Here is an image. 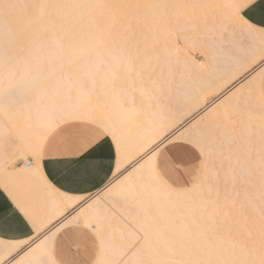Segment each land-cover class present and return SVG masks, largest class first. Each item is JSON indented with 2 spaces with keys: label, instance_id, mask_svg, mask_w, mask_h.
Instances as JSON below:
<instances>
[{
  "label": "snow or ice",
  "instance_id": "snow-or-ice-1",
  "mask_svg": "<svg viewBox=\"0 0 264 264\" xmlns=\"http://www.w3.org/2000/svg\"><path fill=\"white\" fill-rule=\"evenodd\" d=\"M258 6L262 15L256 20L252 14ZM204 8L219 12L221 39L227 35L249 40L246 48L243 41L236 44L244 55L234 58L229 71L244 72L259 57L258 67L238 82L243 84L259 73V114L254 89H250L247 96L241 93L235 112L226 106L214 124L198 126L195 132L185 134L202 112L172 131L163 121L158 142L143 143L142 155L131 165L143 167L142 162L147 161L144 187L149 195L134 219L99 210L81 213L86 200L40 233L44 222L13 182L14 177L26 175L55 193L59 181L46 171L49 167L65 172L61 180L78 184L103 171L98 154L106 148H114L118 156L127 149L119 133L118 114L102 118L92 107L97 89L94 77L89 80L76 71L79 82L75 87L86 102L68 103L71 97L61 89L63 77L52 80L45 75L48 64L55 69L69 58L66 45L59 41L61 33L94 28L96 39L103 41L105 32L111 37L116 31L114 24L104 23L106 17L124 18L128 27L129 17H144L146 24L151 21L170 30L181 23L195 28L197 10ZM135 31L133 28V36ZM214 31L209 32L208 40L216 39ZM257 36L259 45L255 44ZM104 51L120 64L129 59L126 41L121 45L113 39ZM147 54L163 60L159 49ZM41 57H47L48 64L38 62ZM156 85L163 92V84L157 81ZM112 88H116L115 82ZM168 100L171 105L172 97ZM21 154L25 157L23 169L16 163ZM225 164L234 185H242L245 206L254 213H245L246 239H237L230 229L225 237L226 224L222 227L215 217L209 220L198 214V203L206 199L205 189H218L219 170ZM0 171L3 190L16 208L10 219H0V231L15 228L24 233L0 264H264V0H220L207 5L167 0H0ZM138 191L133 182L126 198L135 199ZM60 202L64 208L71 203Z\"/></svg>",
  "mask_w": 264,
  "mask_h": 264
},
{
  "label": "bare ground",
  "instance_id": "bare-ground-1",
  "mask_svg": "<svg viewBox=\"0 0 264 264\" xmlns=\"http://www.w3.org/2000/svg\"><path fill=\"white\" fill-rule=\"evenodd\" d=\"M169 1L171 2V0ZM10 2H30V0H10ZM120 2H147V0H120ZM218 2L220 0L188 1V3L206 5ZM212 10L210 8L197 10L198 18L196 19V24L198 27L196 28L201 29L202 27V32L183 23L171 30L163 26L165 29L161 31L160 25L153 24L151 21H148L146 24L144 17H129L128 22L131 24V27H128L125 24L124 18L117 17L113 20L106 17L104 23L106 25L114 24L116 28L111 37L105 32L103 41H99L96 39L97 34L94 28H85L82 32L69 29L66 33H61L59 37V41L66 45L64 51L69 54L68 60L63 65H57L53 69L48 64L47 57L39 58L38 62L48 64L45 69L46 76L52 80L63 77L61 89L66 97L70 95V100L66 101L68 103L86 102V98L82 97L75 87L79 82L77 76L74 74L76 71L79 72L81 77L88 78L89 80L94 77L97 80V89L91 100L92 107L96 114L102 118H108L112 113L118 114L120 121L119 133L127 145L125 154L123 156L117 155L118 169L116 173L124 169L126 165H129V168L124 169L122 172V178L111 187L97 194L94 199L70 197L59 192L53 193L49 190L44 192L42 190L43 186L40 187L41 185L38 182L26 175L14 177L13 182L18 184V186L22 184L29 189L34 187L32 188L34 189L33 191L37 192L35 194L40 196L46 208L42 213L44 225L47 226L53 219L58 218L62 214L65 215L72 208H79L86 200L88 204L84 206L81 213L91 214L99 210L107 212L110 216L116 213L128 219H134L140 210L136 211L137 213L135 214L132 209H140L141 206L139 204L141 205V199L147 198L149 195L147 189L143 186L144 184H140L144 182L142 181L143 177H145L144 180L146 179L147 161L142 162L143 167L138 165L136 168H133L131 165L142 155L141 146L143 143H146L148 140H153L154 143L158 142L161 123L166 120L170 125L168 131H172L180 124L190 120L197 113L202 112L203 114L193 123L191 128L185 130V134L187 131L195 132L198 126L199 128H204L206 124L210 125V121L211 124H214L223 114L226 106H230V110L235 112L241 93L247 96L250 89H254L255 91V85L259 82L258 72L254 73L253 78L249 77L248 80H244L243 84H239L238 82L243 80L244 76L252 71L256 65H259V57L257 56L254 60H251L244 72L236 73L229 71L234 58L243 56L244 53L242 52L244 50L241 53L239 52L240 50L236 52L237 48L234 43L237 42L232 40L233 38L236 40V37H232L231 39V37L225 35L224 39L220 38V21L218 23L211 21ZM180 19L183 21V16L180 15ZM148 24H151L152 28ZM133 28L136 30L135 36L139 35V39L137 38L136 42L140 44L136 45L137 49L135 48V50L132 49V39L127 38L128 33L132 32ZM144 28L147 31H152L151 35L147 31H143ZM152 29L157 30L153 31ZM192 29L193 31L189 32ZM213 29L215 31L212 34L215 35L216 39L214 41L208 40L207 36ZM125 32L127 35H125ZM177 32H179L187 48L179 46L176 43L174 38ZM147 36L150 38H147ZM113 39L121 43V45L122 42H127L129 59H126L123 64L113 60L104 51L106 46L111 45ZM239 39L241 38L238 37L237 40ZM247 41L249 43L248 38ZM138 45L140 46L139 48ZM227 46L231 49L228 48V50ZM154 48L160 50L163 60H158L155 54H147L151 53ZM232 49L235 51H232ZM113 51L118 52V49L114 48ZM230 51L237 54L234 55ZM195 54L199 55L200 58L196 59L194 57ZM76 66H78V69ZM63 69L67 72H64ZM133 80L135 81V88L132 87ZM157 81L163 84V92L156 85ZM114 82L116 84L115 89L112 88ZM233 85H236V87L233 88ZM229 88H233L232 93L224 96V93ZM169 96L172 97L171 105H169ZM221 97L222 99L218 100ZM256 99L258 100L257 102L255 101L254 106L257 109L261 101L259 97H256ZM214 100H218V103L213 105L207 112H204L205 107ZM256 103H258V106ZM169 107L171 108L170 112L168 111ZM258 109L260 110V107ZM258 109L257 111L259 112ZM140 112H142V117H139L141 115ZM143 113L149 116H143ZM255 123L258 125V122ZM21 143L27 149V143L23 140ZM19 156L25 160L22 154ZM226 165L223 167L224 170L228 167ZM23 168L24 165L20 167V169ZM219 171L222 175V169ZM142 172L144 173L143 177L141 176ZM227 173L231 174L232 172L229 171ZM227 173L224 172L223 176L227 175ZM229 175L227 177H230ZM224 177L226 178V176ZM231 178L233 179V175ZM3 180V172L0 171V181ZM133 182L139 189L138 195L135 199L126 198L127 192L132 187ZM227 183H224L225 185L221 183V185H218V189L213 186L211 191L205 189L204 196L206 199L198 203V214L207 217L209 220L215 217V220L222 227L226 224L227 227L223 232L225 237L228 236V229H230L232 235L237 239H246L247 230L245 224L247 215H253L254 213L245 206L242 185L239 182H236L234 185L230 181L227 186ZM223 185L226 186L225 188L223 187L224 189L227 188L226 190L222 188L223 192L229 189L234 191L222 194L219 190L221 187L219 186ZM237 189L242 191L237 192ZM217 190L221 192V195ZM38 191L40 192L38 193ZM61 200H65V202L71 201L68 208H64V204L60 202ZM117 200L121 203L120 206L116 205L115 201ZM54 207L58 208L57 211L55 209V216L53 213ZM255 215L258 219V214ZM15 245L16 242L0 241V259L6 258L8 250L14 248Z\"/></svg>",
  "mask_w": 264,
  "mask_h": 264
},
{
  "label": "crops",
  "instance_id": "crops-1",
  "mask_svg": "<svg viewBox=\"0 0 264 264\" xmlns=\"http://www.w3.org/2000/svg\"><path fill=\"white\" fill-rule=\"evenodd\" d=\"M252 15H253L254 19L259 20L261 18V15H262L261 8L258 6ZM260 40H259V36H257L255 38V44L256 45L260 44L259 43V42H261ZM241 51L242 50H240L239 52L241 53ZM240 53H239V55H240ZM257 67L258 66L256 65L254 68L256 69ZM258 78H259V75H258ZM256 81L258 82V80H256ZM255 86H260V78H259V82ZM108 143L109 144L112 143L110 137L108 138ZM98 155L100 156V159L98 162L102 164L103 171L100 172L95 178H90V179L83 181L81 183H78V184H71L67 181L61 180L60 177L62 175H64L65 172L49 167V169H47L46 171H48L52 176H55L56 180L59 181L58 190L56 192H59L63 195H67L70 197H85V198L89 199L91 197L97 196V194H99L100 192L106 190V188H109L113 184H115L120 178H122L121 174L124 171V169L129 168V165H126L124 169H122L121 171L116 173V171L118 169V157H117V153L115 152L114 148L111 151H109L106 148L102 153H100ZM19 167H21V166L19 165ZM144 178L145 177H143V179L142 178L141 179H142V181L145 182L146 179L144 180ZM141 179H139V180H141ZM139 182H141V181H139ZM144 182L143 183L141 182L140 184H144ZM20 185H22V184H20ZM40 187H42V186H40ZM20 189H21L22 194L28 199L30 204L33 206L37 216L42 221H44L43 217H42L43 216L42 213L44 212V210L46 208H45V205L43 204V202L40 200V198L34 197V194L37 192H34L33 191L34 189H32V188L29 189L27 187H24L23 185L20 186ZM42 190H44V192H45L47 189L43 187ZM40 191H38V193ZM55 209L56 208L54 207L53 213L55 212ZM57 209H56V211H57ZM14 213H16V208L14 206V203H13L12 199L10 198L9 194L3 190V187L0 184V219L8 220L13 216ZM55 213H54V216H55ZM63 216L64 215L62 214L58 218L55 217L56 219H53L54 221L52 220L51 223L49 222L50 224H48L47 226L44 225V228H41L40 233L44 232L51 224L57 223ZM28 231H32V230L29 228ZM37 234L38 233L32 232L33 236H35ZM22 238H24V233L22 231H17L15 228H12V229L6 228L3 231H0V241L17 242L19 239H22Z\"/></svg>",
  "mask_w": 264,
  "mask_h": 264
},
{
  "label": "rangeland",
  "instance_id": "rangeland-1",
  "mask_svg": "<svg viewBox=\"0 0 264 264\" xmlns=\"http://www.w3.org/2000/svg\"><path fill=\"white\" fill-rule=\"evenodd\" d=\"M167 1H169V0H167ZM186 1H187V2H186ZM188 1H189V0H183V1H182V0H181V1H180V0H178V1H177V0H171V2L169 1V3H188ZM180 15L183 16V12H182V11H180ZM210 17L212 18L211 21H212L213 23H216V22L218 23V21H221V19H222L221 16H220V14H219V12L216 11V10H212V14H211ZM186 26H187V25H186ZM188 26H191V25H188ZM160 27H161V31H163V29H165L162 25H160ZM150 28H152V26H151ZM166 28H167V27H166ZM195 28H196V27H195ZM196 29H197V28H196ZM152 30H153V29H152ZM156 30H157V29H156ZM156 30H153V31H156ZM158 30H160V29H158ZM197 30H198L199 32H202V27H201V29H197ZM143 31H147V29L144 28ZM191 31H193V29H192V30H189V32H191ZM151 32H152V31H150V30L147 31V33H149V34H150ZM165 32H166V31H165ZM186 32H188V30H186ZM142 33H143V32H142ZM142 33H141V34H142ZM147 33H146V35H147ZM128 34H129V35H127V38L132 39V41H133L132 49H133V50H135V48L137 49V46H136V45L139 44V42H136V40H137V38L139 37V35L137 34V37H136L135 35L133 36L132 32H130V33H128ZM139 34H140V33H139ZM175 34H176V37H175L174 39H175L176 43H177L179 46H185V48H187V45L184 44V40L181 38L179 32H177V33H175ZM181 34H182V33H181ZM197 34H198V33H197ZM144 35H145V34H144ZM150 35H151V34H150ZM140 36H142V35H140ZM226 36H227V35H226ZM143 37H144V36H143ZM227 37H228V36H227ZM144 38H145V37H144ZM144 38H143V39H144ZM147 38H150V37L147 36ZM239 38H241V39L237 40L238 37H236V40H235V38L232 39V37H231V39L234 40V42H237V43H238V41H240V40L243 41L245 47H247V44H248L247 38H244V37H243V38H242V37H239ZM138 39H139V38H138ZM140 40H141V39H140ZM144 40H145V39H144ZM209 43H210V42H209ZM237 43H234V44H237ZM133 45H134V46H133ZM139 45H140V44H139ZM139 45H138V48L140 47ZM141 45H142V44H141ZM135 46H136V47H135ZM142 46H143V45H142ZM133 47H134V48H133ZM228 48H230V47L227 46V49H228ZM234 48H235V47H234ZM236 48H237V47H236ZM230 49H231V48H230ZM228 50H229V49H228ZM241 50H243V49H241ZM232 51H235V50L232 49ZM237 51H238V49H236V52H237ZM230 52H231V51H230ZM228 53H229V52H228ZM231 53L234 54L233 52H231ZM231 53H230V55H231ZM243 53H244V52H243ZM235 54H237V53H235ZM238 54H239V53H238ZM243 55H244V54H243ZM236 56H237V55H236ZM194 57H195L196 59H199V58H200V56H199V55H196V54L194 55ZM64 69L67 70L66 68H64ZM64 69H63V70H64ZM65 70H64V72H67V71H65ZM64 72H62V73H64ZM255 88H256V89H255V91H254V95H255V93H256L257 96L255 95V97H254V98H255V99H254V103H255V101L257 102V100H258V99H256V97H257V98L259 97V96H258V95H259V86H258V87L256 86ZM257 88H258V89H257ZM259 98H260V97H259ZM259 100H260V99H259ZM207 102H208V101H207ZM259 103H260V102H259ZM257 104H258V103H256V105H257ZM254 105H255V104H254ZM257 106H258V105H257ZM254 107H255V106H254ZM259 107H260V106H258V108H259ZM258 108H257V109H258ZM257 109L255 108L256 111H257ZM258 110H259V109H258ZM235 111H236V110H235ZM259 111H260V110H259ZM144 112H145V111H144ZM140 113H141V115H140ZM140 113H139V115H140L139 117H142V112H140ZM257 113H259V112L257 111ZM144 115L149 116V115L143 113V116H144ZM137 116H138V115H137ZM209 123L211 124V121H210ZM254 123H255V122H254ZM207 125H209V124H206L205 126H207ZM205 126H204V127H205ZM257 126L259 127V125H257ZM16 163L22 167V166L24 165V163H25V160H24L23 158H20V156H18V159H17ZM225 165H226V164H225ZM226 166H227V165H226ZM217 167L219 168V166H217ZM225 168H226V167H225ZM227 169H228V167H227ZM227 169L224 170V168H222L223 174H224V172L227 173V172L231 171L230 169H228V171H227ZM223 174L221 175V174H220V171H219V177L221 178L220 181H219V185H221V183H222V184L227 183V182L230 183V181L233 182V181H232L233 179L231 178V177H232V175H231L232 173H231V174H230V173H227V175H224V176H226L227 179L223 176ZM229 174H230V175H229ZM213 175H215V174H213ZM228 175H229L230 177H227ZM223 177H224L225 179H224ZM228 178H229V179H228ZM223 179H224V181H227V182H224ZM230 179H232V180H230ZM229 180H230V181H229ZM221 181H222V182H221ZM3 182H4V180H3V181H0V184L3 185ZM223 182H224V183H223ZM17 183H18V182H17ZM229 183H227L226 185L228 186ZM224 185H225V184H224ZM224 185H223V186H219V187H221L219 190L222 192V194H225V192L228 194V192H230L231 190L229 189L228 191H224V192H223V191H222V188H223V187H224V188L226 187V186H224ZM27 188H28V187H27ZM31 188H34V187H31ZM224 188H223V190H226V189H227V188H226V189H224ZM219 190H217V192H219V194H220L221 192H220ZM238 190H239V189H237V192H241V191H242V190H241V191H240V190L238 191ZM232 191H234V190H232ZM232 191H231V192H232ZM235 191H236V189H235ZM7 193H8V192H7ZM220 195H221V194H220ZM34 197H35V198H40V196L37 195V194H34ZM95 197H96V196L91 197V199H94ZM142 199H143V198H142ZM142 199H141V204H142L143 201L146 202L145 200H147V198H145V197H144L143 201H142ZM40 200H41V198H40ZM41 201H42V200H41ZM115 203H116V205L118 204L117 206H120V204H121V203H119V200L115 201ZM139 206H141V205L139 204ZM139 206H138V207H139ZM140 208H141V207H140ZM207 208H208V207H207ZM207 208H206V209H207ZM203 209H205V207H203ZM132 210H134V212H135V214H136V213H137L136 211H138V210H140V209H139V208H138V209L133 208ZM113 213H114V212H113ZM114 214H116V213H114ZM136 215H137V214H136ZM117 216L119 217V216H121V215L116 214V217H117ZM224 221H225V220H224ZM226 222H227V221H226ZM224 223H225V222H224ZM224 226H225V225H224ZM125 235H126V233H125Z\"/></svg>",
  "mask_w": 264,
  "mask_h": 264
}]
</instances>
